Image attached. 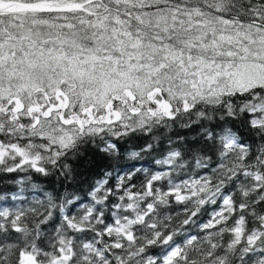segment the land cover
I'll use <instances>...</instances> for the list:
<instances>
[{
    "label": "snow or ice",
    "instance_id": "snow-or-ice-1",
    "mask_svg": "<svg viewBox=\"0 0 264 264\" xmlns=\"http://www.w3.org/2000/svg\"><path fill=\"white\" fill-rule=\"evenodd\" d=\"M0 184V264H264V0H0Z\"/></svg>",
    "mask_w": 264,
    "mask_h": 264
},
{
    "label": "trees",
    "instance_id": "trees-1",
    "mask_svg": "<svg viewBox=\"0 0 264 264\" xmlns=\"http://www.w3.org/2000/svg\"><path fill=\"white\" fill-rule=\"evenodd\" d=\"M143 143L142 140H137L135 141L134 143L130 144L129 147L132 148V147H137L139 144ZM150 158H145L144 160V163H145V166H147L148 162H149ZM0 187H3V184H0Z\"/></svg>",
    "mask_w": 264,
    "mask_h": 264
}]
</instances>
